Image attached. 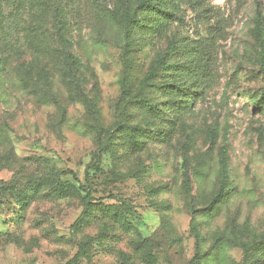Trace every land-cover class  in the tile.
<instances>
[{"label":"rangeland","instance_id":"374dc122","mask_svg":"<svg viewBox=\"0 0 264 264\" xmlns=\"http://www.w3.org/2000/svg\"><path fill=\"white\" fill-rule=\"evenodd\" d=\"M81 248L264 264V0H0V264Z\"/></svg>","mask_w":264,"mask_h":264},{"label":"trees","instance_id":"16d2710c","mask_svg":"<svg viewBox=\"0 0 264 264\" xmlns=\"http://www.w3.org/2000/svg\"><path fill=\"white\" fill-rule=\"evenodd\" d=\"M55 30H56L57 37L61 41V44L66 48L68 46V40L64 36V33H63V25L61 24V22H58L57 23ZM221 165H222V168L223 169L227 168V159H226V154L225 153L223 154V156L221 158ZM85 191L87 193V197H86L87 203H86L85 206L88 207V206L91 205V201L92 200L90 199L89 189L87 188ZM83 255H84V251L81 248V251H79L67 264H73V263H75L80 258H82Z\"/></svg>","mask_w":264,"mask_h":264}]
</instances>
